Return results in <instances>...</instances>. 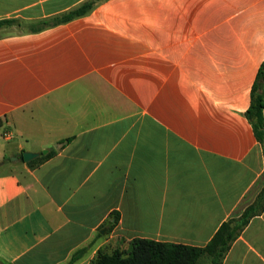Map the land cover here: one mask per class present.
I'll return each instance as SVG.
<instances>
[{
  "label": "crops",
  "instance_id": "crops-1",
  "mask_svg": "<svg viewBox=\"0 0 264 264\" xmlns=\"http://www.w3.org/2000/svg\"><path fill=\"white\" fill-rule=\"evenodd\" d=\"M88 1L0 0L3 264L205 247L264 180V0H102L45 24ZM223 264H264V212Z\"/></svg>",
  "mask_w": 264,
  "mask_h": 264
},
{
  "label": "trees",
  "instance_id": "trees-1",
  "mask_svg": "<svg viewBox=\"0 0 264 264\" xmlns=\"http://www.w3.org/2000/svg\"><path fill=\"white\" fill-rule=\"evenodd\" d=\"M102 0H89L76 10H72L61 17L46 22V25H59L83 17L91 12L95 5ZM13 20L0 21V28L13 24ZM247 118L253 126L255 136L264 151V66L260 70L257 83L252 91L251 107L247 111ZM55 150L44 156L51 158ZM23 159L24 157L21 156ZM264 212V188L255 199L247 205L241 214L232 216L224 222L212 240L205 247H195L183 244L157 242L150 239H134L129 242L127 250L115 249L109 252L100 249L90 264H201L205 257L209 264H223L233 243L240 237L250 221ZM118 215H116V220ZM78 252L73 256L74 261Z\"/></svg>",
  "mask_w": 264,
  "mask_h": 264
},
{
  "label": "rangeland",
  "instance_id": "rangeland-1",
  "mask_svg": "<svg viewBox=\"0 0 264 264\" xmlns=\"http://www.w3.org/2000/svg\"><path fill=\"white\" fill-rule=\"evenodd\" d=\"M11 161H14L13 158H11ZM264 188V180H262L261 182H259V184L249 193V195L247 196V198L245 199L244 201V207L249 205L251 202H253L255 199H258L259 197V193L263 190ZM244 208L243 209H238L235 214V215H238V214H241L243 212ZM209 258L208 257H205L201 264H209ZM0 264H3L0 262Z\"/></svg>",
  "mask_w": 264,
  "mask_h": 264
},
{
  "label": "water",
  "instance_id": "water-1",
  "mask_svg": "<svg viewBox=\"0 0 264 264\" xmlns=\"http://www.w3.org/2000/svg\"><path fill=\"white\" fill-rule=\"evenodd\" d=\"M37 156H39L38 153H32V152H24L23 157L25 162H30L31 160L35 159Z\"/></svg>",
  "mask_w": 264,
  "mask_h": 264
},
{
  "label": "built area",
  "instance_id": "built-area-1",
  "mask_svg": "<svg viewBox=\"0 0 264 264\" xmlns=\"http://www.w3.org/2000/svg\"><path fill=\"white\" fill-rule=\"evenodd\" d=\"M6 136H8V135L6 134Z\"/></svg>",
  "mask_w": 264,
  "mask_h": 264
}]
</instances>
